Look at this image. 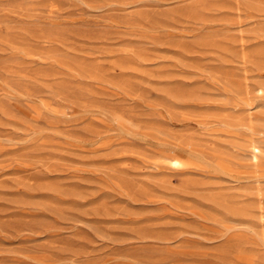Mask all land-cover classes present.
<instances>
[{
  "label": "rangeland",
  "instance_id": "obj_1",
  "mask_svg": "<svg viewBox=\"0 0 264 264\" xmlns=\"http://www.w3.org/2000/svg\"><path fill=\"white\" fill-rule=\"evenodd\" d=\"M0 264H264V0H0Z\"/></svg>",
  "mask_w": 264,
  "mask_h": 264
}]
</instances>
